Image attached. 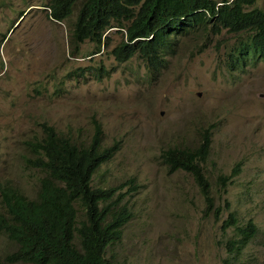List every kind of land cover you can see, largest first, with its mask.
I'll list each match as a JSON object with an SVG mask.
<instances>
[{
	"label": "rangeland",
	"instance_id": "rangeland-1",
	"mask_svg": "<svg viewBox=\"0 0 264 264\" xmlns=\"http://www.w3.org/2000/svg\"><path fill=\"white\" fill-rule=\"evenodd\" d=\"M44 1L0 0V184L37 196L43 172L26 165L32 153L25 141L42 135L39 122L87 143L98 121L102 145L118 147L91 184L125 182L118 196L130 212L107 251L112 262L224 264L223 240L232 227L220 225L233 211L240 223L252 217L259 226L241 262L264 264V61L228 69L227 52L239 36L214 33L211 23L174 37L175 52L152 72L139 56L116 61L110 48L121 40L120 30H109L100 53L88 54L89 41L73 53L76 10L56 21ZM253 6L264 8V0ZM207 127L211 142L202 167L213 206L205 212L193 175L168 172L160 151L197 145ZM237 162L240 171L223 190L218 175ZM16 247L0 231V264H31L5 262Z\"/></svg>",
	"mask_w": 264,
	"mask_h": 264
},
{
	"label": "trees",
	"instance_id": "trees-1",
	"mask_svg": "<svg viewBox=\"0 0 264 264\" xmlns=\"http://www.w3.org/2000/svg\"><path fill=\"white\" fill-rule=\"evenodd\" d=\"M255 1L47 0L44 5L56 21L68 18L76 10L70 30L73 53H79L78 46L86 41L93 43L89 54L100 51L109 44L107 28L117 25L124 33L110 50L116 61L125 62L136 55L152 72L166 64L165 55L175 52L174 37L208 29L209 23L214 33L225 29L239 36L227 52L228 69L264 61V8L252 6ZM98 69L108 72L102 66ZM39 124L42 135L25 141L33 155L25 157L26 165L43 172L37 196L30 198L18 187H0L6 207V214L0 213V231L18 243L6 260L31 264H128L124 259L112 262L107 256L130 217L126 203L121 204L122 197L118 196L125 182L111 186L91 184L98 167L117 149V142L102 145L97 121L87 143L77 141L71 133L58 131L47 121ZM210 135L207 127L199 131L197 145L169 146L161 152L168 172L184 169L193 175L205 199V212L213 206L210 183L201 164L209 153ZM240 168L237 162L230 173L218 175L223 189ZM228 219L223 228L237 222L233 212ZM227 247L237 252L231 243ZM225 261L239 264L237 258Z\"/></svg>",
	"mask_w": 264,
	"mask_h": 264
},
{
	"label": "clouds",
	"instance_id": "clouds-1",
	"mask_svg": "<svg viewBox=\"0 0 264 264\" xmlns=\"http://www.w3.org/2000/svg\"><path fill=\"white\" fill-rule=\"evenodd\" d=\"M253 6V5H252ZM251 6V7H252ZM211 27H212V24H211ZM112 29H115V30H120V32L122 33V38H123V29L122 28H120V26H117V25H114V26H111V27H109V28H107V35H108V33H109V30H112ZM6 36V35H5ZM7 38V37H6ZM115 45V44H114ZM113 45V46H114ZM108 46V45H107ZM112 46V47H113ZM111 47V48H112ZM171 47H172V45H171ZM111 48H110V50H111ZM104 49V47L102 46L101 47V50L100 51H98V52H95V53H93V54H96V53H100L102 50ZM111 53V52H110ZM89 54V53H88ZM113 54V53H112ZM89 55H92V54H89ZM171 55H173V54H168V55H165L164 57L167 59V57L168 56H171ZM133 56H136V55H133ZM133 56H131V57H133ZM130 57V58H131ZM253 63H255V62H253ZM105 71H107V70H105ZM104 73H108V72H104ZM98 122V121H97ZM99 123V122H98ZM100 124V123H99ZM100 127H101V125H100ZM210 138H211V135H210ZM167 147H169V146H167ZM166 147V148H167ZM179 147V146H178ZM186 147H190V146H186ZM163 149H165V148H162L161 149V151H160V156H161V152H162V150ZM162 159V158H161ZM201 164H202V166H203V162H201ZM231 172V171H230ZM229 172V173H230ZM232 179V178H231ZM208 181H209V179H208ZM232 181V180H231ZM230 182V181H229ZM210 183V182H209ZM5 187V186H10V187H17L16 185H12V184H9V183H1L0 184V187ZM19 188V187H18ZM20 189V188H19ZM21 190V189H20ZM223 190H225V188L223 189ZM22 191V190H21ZM210 191H211V184H210ZM23 192V191H22ZM24 193V192H23ZM25 194V193H24ZM26 195V194H25ZM27 196V195H26ZM0 198H1V193H0ZM1 202H2V204H3V208H4V210L3 211H0V213H4V214H6V207H5V205H4V202H3V200L1 199ZM230 212H233V211H229V213ZM229 213H228V216H229ZM234 213V212H233ZM228 216L225 218V219H223L222 220V222H221V225H220V227H221V229H222V231H226V229H228L229 227H232V233L230 234V235H228L224 240H223V244H224V246H225V249L227 250V252H228V255L223 259V262H224V264H227L226 263V261L225 260H227V259H231V258H233V259H235V258H237L238 259V263L239 264H243L242 262H241V259H240V254L242 253V251L244 250V248L248 245V243L251 241V239L257 234V232H258V230H259V226L257 225V223L254 221V219L252 218V217H249L245 222H239L238 221V218H237V222L236 223H232V224H228L225 228H223L222 227V225H223V223L225 222V220L227 219V221H229V219H228ZM237 217V216H236ZM243 230H244V232H243ZM256 230V231H255ZM253 231H255V233L252 235V236H250V234L253 232ZM1 232H3V231H1ZM3 233H5L6 234V232H3ZM7 235V234H6ZM7 237H8V235H7ZM8 238H10V237H8ZM10 239H12V238H10ZM12 240H14V239H12ZM15 241V240H14ZM16 242V241H15ZM227 243H231L232 245H233V248L235 249V250H237V252H235V251H233V252H231V251H229V249H228V247H227ZM16 244H17V247H18V243L16 242ZM17 247L15 248V249H17ZM15 249H13L12 251H14ZM12 251H10V252H8V253H6L5 254V256H4V259H5V262H7V263H14V262H16V261H19V260H15V261H7L6 260V256L8 255V254H10ZM26 262V261H25ZM30 263V262H29Z\"/></svg>",
	"mask_w": 264,
	"mask_h": 264
}]
</instances>
